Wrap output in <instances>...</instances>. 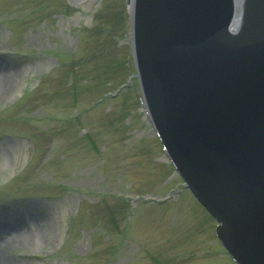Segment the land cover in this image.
<instances>
[{"label":"rangeland","instance_id":"rangeland-1","mask_svg":"<svg viewBox=\"0 0 264 264\" xmlns=\"http://www.w3.org/2000/svg\"><path fill=\"white\" fill-rule=\"evenodd\" d=\"M130 31L125 0H0L7 264H234L163 153Z\"/></svg>","mask_w":264,"mask_h":264},{"label":"water","instance_id":"water-1","mask_svg":"<svg viewBox=\"0 0 264 264\" xmlns=\"http://www.w3.org/2000/svg\"><path fill=\"white\" fill-rule=\"evenodd\" d=\"M125 1L136 77L169 160L234 262L264 264V0L241 10Z\"/></svg>","mask_w":264,"mask_h":264},{"label":"bare ground","instance_id":"bare-ground-1","mask_svg":"<svg viewBox=\"0 0 264 264\" xmlns=\"http://www.w3.org/2000/svg\"><path fill=\"white\" fill-rule=\"evenodd\" d=\"M235 3L237 4V8L239 7V9L241 10V0H235ZM239 22H240V14L235 16V20L233 21V23H235V24L231 25L230 29L234 30L233 29L234 25L237 26V24ZM3 90H4V86H0V95L3 93ZM0 218L3 220V223L5 225H7V223L11 222V221H8V219L3 217V216ZM16 228H17V225H15L14 223L12 224V228H10V229L8 228L10 230V232L12 231L15 233H13V235L10 236V239L7 242L21 243L22 241H25L27 243H32L35 240V238L31 237V236H27L25 238L19 237V234H17V231H15ZM0 248H2V246ZM0 264H7V263L5 261L1 260V258H0Z\"/></svg>","mask_w":264,"mask_h":264}]
</instances>
